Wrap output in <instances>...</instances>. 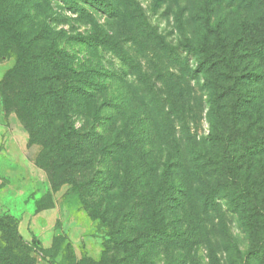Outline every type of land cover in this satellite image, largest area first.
<instances>
[{
  "label": "rangeland",
  "instance_id": "obj_1",
  "mask_svg": "<svg viewBox=\"0 0 264 264\" xmlns=\"http://www.w3.org/2000/svg\"><path fill=\"white\" fill-rule=\"evenodd\" d=\"M98 1L21 0L13 27L23 49L0 27V136L27 138L23 153L11 141L0 154V188L12 184L0 194V257L18 250L23 264L177 263L173 244H144L141 235L147 217L173 218L155 210L152 192L166 162L181 184L179 157L188 161L183 176L197 182V212L202 192H217L218 211L201 216L195 262L213 264L212 247L219 264H264V247L247 254L264 236V0H103L112 11ZM53 47L69 54L66 81L35 56ZM53 74L59 80H48ZM65 83L80 95L65 111L57 103L44 139L65 120L94 137L77 155L86 164L68 175L85 181L79 194L51 165L57 155L41 158L43 141H31L23 122L45 121L47 90ZM251 219L263 222L256 233L241 223Z\"/></svg>",
  "mask_w": 264,
  "mask_h": 264
},
{
  "label": "trees",
  "instance_id": "obj_2",
  "mask_svg": "<svg viewBox=\"0 0 264 264\" xmlns=\"http://www.w3.org/2000/svg\"><path fill=\"white\" fill-rule=\"evenodd\" d=\"M227 5H232L233 3H236L235 5L241 6L243 3H245L247 0H227ZM13 2V3H12ZM24 2V1H23ZM21 3V0H0V27L6 26L8 30L13 32V42L16 43L21 49L26 47V43L23 42L22 32L19 29H14L13 25L17 23V21H13V14L15 13V8L17 9L18 4ZM98 3L100 5L104 6L105 8L112 11L113 6H111L110 3L105 2L103 0H99ZM264 16V14H262ZM89 40H92L96 45L99 43L104 45L106 43V40L102 37L92 35L89 38H86ZM176 51H187L189 52L190 49L186 48H175ZM195 53L198 54V48H195ZM35 56L38 57H44L48 58L50 62L52 63L51 68L56 72L58 69H60L61 74H59V77L66 81L68 79L69 73H64V71L70 72V62L67 60V57H69V54L64 52L61 49L57 48H50L47 50V53L39 52L36 53ZM60 58H63V60H60ZM22 58H19V62L17 65V68L15 71L22 70V67H27V64L31 60H33V56L28 57V62L22 63ZM62 62V63H61ZM14 71V73H15ZM19 72V71H18ZM11 73V74H14ZM58 73V72H56ZM10 74V75H11ZM10 75L7 77H10ZM49 78H54L59 80L55 77V75H49ZM7 81H5V84H7ZM50 88V87H49ZM52 89V90H50ZM47 90L46 92V120H41V117L38 115L32 114L31 121H27L23 119L24 125L27 128V130L30 133L31 141L39 140L43 141V149L41 151V158L48 159L52 158L51 156H58L56 160L53 161L51 165H55V168H61L62 171H64V174H66V179L73 184V188L77 189V192H79L83 189V184L85 181L76 182L74 183V177L68 176L70 175L72 170H75L77 172L78 168L82 167L86 164V161L79 160L77 158V155L84 151L85 145H89L94 140V137H91L90 133H82L80 132L72 123H70L68 120H65L64 123L61 125L60 130L55 133L51 134L44 139V136L46 135L47 131V121L48 119L54 118L56 116V112L58 110H55V107L57 108V103L60 101V107L61 109H65L68 107L69 104H71V95L74 93L77 94L79 97L80 93L76 92V90H72L69 88L68 84L65 83V85H62L60 88L53 89L52 87ZM4 93V90H3ZM29 98V97H28ZM28 100V99H27ZM26 100V101H27ZM25 107L31 108V105L29 103L25 102ZM60 110V109H59ZM48 114V115H47ZM53 114V115H52ZM129 120L132 119V117H128ZM181 154V153H180ZM142 155L144 157H147V151L142 152ZM150 155V154H149ZM182 156V155H181ZM179 168L178 176L179 181L181 182L180 185L177 186L174 174L172 170L170 169L169 162L165 163V168L163 170L161 179L152 192V197L154 199H157V206L155 207L156 211H159L160 208L163 210L162 212L166 211L167 215L172 214L173 218L172 220H167L158 218L159 214H154L152 217H147L145 222V227L143 230L142 242L144 244L148 243H161L165 246H169L170 244H173L176 249H179L182 253L180 254V260H176L177 263L175 264H197L195 262L196 258L193 255L195 252L194 247L198 245L202 240V231H203V218L201 216L206 217L205 219L209 218L210 215L214 212L218 211V204L215 202V198L217 197V192L215 189L213 190H205L201 194L200 198V208L201 212H197L198 205H196V197L199 196L198 191L196 190L197 182L192 181L188 182L186 178L183 176V169L180 168V161L179 157ZM153 159L150 161L151 166L150 168H153ZM44 166V162H42ZM187 162L183 161L182 166L186 167ZM172 167V166H171ZM186 173V171H185ZM61 174V172H60ZM68 176V177H67ZM73 181V182H72ZM247 196V194H246ZM251 197V196H250ZM150 198V193H149ZM256 204H252L250 209H254L257 206ZM181 213V214H179ZM184 216L186 218V224L181 223L182 218L184 219ZM241 223L245 224L247 226V230L250 231V233H256L258 232V225L262 224L263 222L255 219L251 220H242ZM252 240V239H251ZM141 243V242H140ZM264 247V236L260 238L259 240H253L251 247L247 251V254L249 253H255L259 254L262 251V248ZM209 254L208 258L211 260L213 264H219L220 261L217 260V255L212 247L209 248ZM8 256L10 257V263L9 264H23L22 255L17 252L13 251L9 255H2L0 257V264H4L1 258L7 259ZM256 257V256H255ZM98 264V263H96ZM99 264H106L105 261L99 262Z\"/></svg>",
  "mask_w": 264,
  "mask_h": 264
},
{
  "label": "crops",
  "instance_id": "obj_3",
  "mask_svg": "<svg viewBox=\"0 0 264 264\" xmlns=\"http://www.w3.org/2000/svg\"><path fill=\"white\" fill-rule=\"evenodd\" d=\"M11 138H9V136H6L5 138H3V136H0V154H6V153H10V142H15L17 144V151L18 152H22L24 151V146L26 145L27 142V138L23 135H18V134H12L10 135ZM2 142H4L3 146H2ZM12 184H9L5 187H1L0 188V194L4 195V193L6 194V192L10 189L9 187H11Z\"/></svg>",
  "mask_w": 264,
  "mask_h": 264
}]
</instances>
